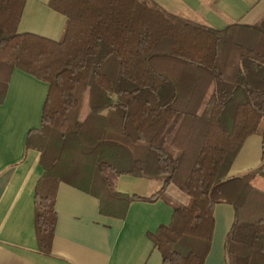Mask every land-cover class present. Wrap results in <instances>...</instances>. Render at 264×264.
<instances>
[{"label": "trees", "instance_id": "16d2710c", "mask_svg": "<svg viewBox=\"0 0 264 264\" xmlns=\"http://www.w3.org/2000/svg\"><path fill=\"white\" fill-rule=\"evenodd\" d=\"M26 2L0 0V103L15 70L49 85L41 126L26 140L42 167L39 250L52 249L61 183L95 196L99 212L118 219L133 201H157L174 185L187 201L149 234L162 264H204L217 204L234 212L226 255L234 264H264V190L254 183L264 162L241 175L221 173L264 122V27L217 29L154 0H50L66 17L55 41L18 32ZM121 175L162 188L122 193ZM235 231L253 242L235 241Z\"/></svg>", "mask_w": 264, "mask_h": 264}, {"label": "crops", "instance_id": "0c3cea01", "mask_svg": "<svg viewBox=\"0 0 264 264\" xmlns=\"http://www.w3.org/2000/svg\"><path fill=\"white\" fill-rule=\"evenodd\" d=\"M49 1L27 0L19 33L55 41L61 38L66 17L52 10ZM164 1L170 2L167 8L180 10V16L217 29L232 24L264 27V0H155L161 7ZM48 90L47 83L15 70L6 98L0 103V264H162L161 252L149 234L171 222L178 201L169 202L164 195L154 202L133 201L126 217L118 219L102 215L95 196L66 183H61L57 192L51 252L39 250L34 202L42 167L40 152L28 148L26 140L41 126ZM260 129L264 132V122ZM257 133L245 141L227 177L261 165L264 139ZM161 188L162 182L147 178L121 175L117 180V190L130 195L152 196ZM180 199L187 201V196ZM233 218L230 205H216L211 249L204 264H234L224 245ZM233 238L245 243L254 240L252 234L243 231H235Z\"/></svg>", "mask_w": 264, "mask_h": 264}, {"label": "rangeland", "instance_id": "374dc122", "mask_svg": "<svg viewBox=\"0 0 264 264\" xmlns=\"http://www.w3.org/2000/svg\"><path fill=\"white\" fill-rule=\"evenodd\" d=\"M155 1V0H154ZM170 2L169 1H164V2H162V8H164L165 10H167L168 12H170V13H173V14H179L180 12V10H178V9H175V10H173V8H167V5L169 4ZM181 14H179V16H180ZM181 17H184V16H181ZM184 18H186V17H184ZM186 19H188V18H186ZM190 20V19H189ZM263 129H260L259 131H258V133H257V135L258 136H260L261 138H262V136H263V139H264V132L262 131ZM250 146L251 145H249V146H247V149H250ZM263 162H264V159H263V161H262V163L261 164H263ZM234 163V162H233ZM261 166V165H260ZM260 166H258V167H260ZM258 167H256V168H258ZM232 169V171H233V167L231 168V167H229V168H223L222 169V175H224V173L225 172H227V174H228V171L230 172V170ZM254 169V168H253ZM263 170H264V165H263ZM156 182V181H155ZM254 183H255V185L257 186V187H260L261 189H263L264 190V177H257L256 179H255V181H254ZM174 192H176L177 194H178V196H177V194H172V193H174ZM164 195V197H166L167 199H169L170 201H172V202H175V201H178V202H176V203H180V202H183V203H185L186 201H182L180 198L182 197V196H187L185 193H183L182 191H180L178 188H176V187H173V189H171L168 193H164L163 194ZM187 198H188V196H187Z\"/></svg>", "mask_w": 264, "mask_h": 264}]
</instances>
